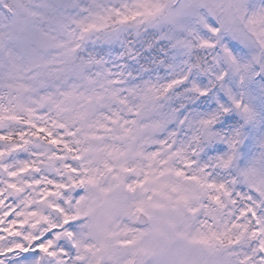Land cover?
Segmentation results:
<instances>
[{
	"label": "snow or ice",
	"instance_id": "obj_1",
	"mask_svg": "<svg viewBox=\"0 0 264 264\" xmlns=\"http://www.w3.org/2000/svg\"><path fill=\"white\" fill-rule=\"evenodd\" d=\"M0 264H264V0H0Z\"/></svg>",
	"mask_w": 264,
	"mask_h": 264
}]
</instances>
